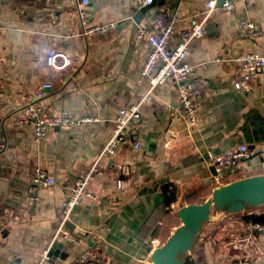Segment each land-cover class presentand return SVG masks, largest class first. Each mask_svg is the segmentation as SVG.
<instances>
[{"label": "crops", "instance_id": "1", "mask_svg": "<svg viewBox=\"0 0 264 264\" xmlns=\"http://www.w3.org/2000/svg\"><path fill=\"white\" fill-rule=\"evenodd\" d=\"M78 1L0 0V129L7 141L0 153V264H40L44 250L47 264H69L91 244L106 253L105 264H153L161 239L157 227L167 215L176 216L189 197L208 199L218 187L209 150L247 144L252 155L241 178L264 175V70L249 89L235 87L239 58L264 54V0H232V11L216 9L210 16L206 0H155L139 22L134 19L139 0H91L86 26L115 25L89 36L83 34ZM170 15L179 17L170 48L192 18L202 20L206 31L192 39L187 56L206 84L195 125L181 115L173 82L152 88L141 78L149 48L138 41L137 28ZM245 20L255 21L262 34L240 36ZM50 50L67 54L71 63L49 69ZM44 82L54 84L41 100L49 112L68 110L92 120L50 128L36 141L34 126L17 121ZM150 89L152 99L142 105L130 141L106 156L115 116ZM94 166L102 174L88 187L97 199L85 198L64 223L62 202L75 180ZM37 168L55 184L37 186ZM249 214H264V203L230 214L212 208L187 254H199L197 264H264V232L241 219ZM62 225L87 242L72 249L59 231Z\"/></svg>", "mask_w": 264, "mask_h": 264}, {"label": "built area", "instance_id": "2", "mask_svg": "<svg viewBox=\"0 0 264 264\" xmlns=\"http://www.w3.org/2000/svg\"><path fill=\"white\" fill-rule=\"evenodd\" d=\"M154 1L139 0L137 9L152 5ZM90 2L91 0L78 1L79 16L82 25L85 26L83 34L89 36L105 33L115 23L86 26L87 19L90 17L88 10ZM234 8L235 3L232 0H206L205 2V14L207 16L212 15L216 9L232 11ZM178 22L179 17L177 15H170L168 19L164 16H157L150 24L137 28L136 37L138 41L146 43L149 48L141 71V78L149 79L152 88L167 81L173 82L178 91L181 115L189 125H195L198 122V113L206 90V84L202 78L194 75L195 66L187 61V56L192 39L204 37L206 31L202 20L192 18L190 28L185 30L176 45L170 48L168 43L175 34ZM239 34L246 38H256L262 34V30L255 21L245 20L239 24ZM46 62L49 69L61 70L71 63V59L63 52L50 50L47 54ZM263 70L264 54L256 52L244 54L239 58V72L236 76L235 87L237 89H249ZM53 88L54 84L52 82L42 83L36 92V101L25 105L24 113L17 121L19 124H31L34 126V138L36 141H40L45 137L50 128L77 126L92 120V118L88 117H76L68 110H62L59 113L49 112L41 103V100L46 92ZM151 99L152 89L148 93L141 95L137 103L122 107L119 110L113 120L112 137L104 150L106 156L112 157L122 144L130 141L129 137L132 128L141 120L142 105L149 103ZM132 145L139 147L140 142L132 141ZM6 146V137L0 129V153L6 149ZM251 155L252 149L247 144L230 147L221 153L209 150L207 158L214 170L212 176L214 184L221 186L241 178L240 175L246 169L245 166ZM97 174H102V172L94 166L75 180L67 198L62 202L61 209L64 223L71 219L74 209L81 205L85 198L97 199V196L88 187L91 178ZM34 182L37 186H50L55 184L56 181L49 176L46 170L37 168ZM118 184L121 186V180H118ZM1 225L0 219V228ZM248 226L253 230L264 231V224L250 222ZM59 231L72 249H77L81 244L87 242L86 238L78 237L65 225H62ZM154 243H157V241ZM106 258L107 255L101 246L93 244L89 245L69 264H105ZM49 259V251L44 250L40 254V264H47ZM9 264L25 263L20 260H12Z\"/></svg>", "mask_w": 264, "mask_h": 264}, {"label": "water", "instance_id": "3", "mask_svg": "<svg viewBox=\"0 0 264 264\" xmlns=\"http://www.w3.org/2000/svg\"><path fill=\"white\" fill-rule=\"evenodd\" d=\"M153 6L154 3L137 10L134 19L139 22L140 17ZM262 203H264V175L244 177L216 187L204 202L184 205L177 210L176 214L181 219L182 225L162 246L153 251L152 263L183 264L179 255L192 249L203 223L210 219L212 208H222L230 214Z\"/></svg>", "mask_w": 264, "mask_h": 264}, {"label": "rangeland", "instance_id": "4", "mask_svg": "<svg viewBox=\"0 0 264 264\" xmlns=\"http://www.w3.org/2000/svg\"><path fill=\"white\" fill-rule=\"evenodd\" d=\"M204 201H205V198L203 195L192 196V197L187 198V200H186L187 204L186 205H188V203L191 204L190 202L202 203ZM184 204H185V202L182 201L178 206L181 208L184 206ZM178 206H176V207H178ZM175 208L173 210H175ZM180 221H181V219L177 215L176 216H174V215L168 216L167 215V220H165V222H163L162 224L159 225V227H157L159 233L161 234V239L160 238L158 239L159 240V242H158L159 246L158 247L162 246L167 241V239L182 225V221H181V225H179Z\"/></svg>", "mask_w": 264, "mask_h": 264}, {"label": "trees", "instance_id": "5", "mask_svg": "<svg viewBox=\"0 0 264 264\" xmlns=\"http://www.w3.org/2000/svg\"><path fill=\"white\" fill-rule=\"evenodd\" d=\"M173 199L175 200V197H173ZM169 205V204H168ZM166 214L169 213V209L167 208L165 211ZM241 219L245 222V223H260V224H264V214H249V215H244L241 217ZM194 246V245H193ZM193 248V247H192ZM180 258L183 261V264H197L195 261V257H199V254H193L188 255L186 252L181 253Z\"/></svg>", "mask_w": 264, "mask_h": 264}]
</instances>
